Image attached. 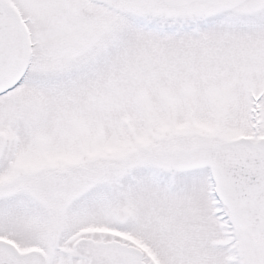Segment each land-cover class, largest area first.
Wrapping results in <instances>:
<instances>
[{"label": "snow or ice", "instance_id": "1", "mask_svg": "<svg viewBox=\"0 0 264 264\" xmlns=\"http://www.w3.org/2000/svg\"><path fill=\"white\" fill-rule=\"evenodd\" d=\"M0 264H264V0H0Z\"/></svg>", "mask_w": 264, "mask_h": 264}]
</instances>
